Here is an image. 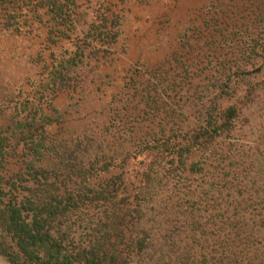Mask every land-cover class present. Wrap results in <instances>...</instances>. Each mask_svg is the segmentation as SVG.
I'll return each mask as SVG.
<instances>
[{"label":"rangeland","instance_id":"obj_1","mask_svg":"<svg viewBox=\"0 0 264 264\" xmlns=\"http://www.w3.org/2000/svg\"><path fill=\"white\" fill-rule=\"evenodd\" d=\"M102 10L120 17L119 42L95 72L85 68L77 86L42 105L57 118L55 142L79 159L114 162L90 181L109 185L107 198L71 219L79 228L103 219L119 239L146 233L133 264H264V0H0V128L68 43L62 32L80 34ZM229 106L227 128L184 169L165 158L166 178L135 212L140 144L205 125L211 109ZM18 168L13 158L8 172Z\"/></svg>","mask_w":264,"mask_h":264},{"label":"trees","instance_id":"obj_2","mask_svg":"<svg viewBox=\"0 0 264 264\" xmlns=\"http://www.w3.org/2000/svg\"><path fill=\"white\" fill-rule=\"evenodd\" d=\"M62 14L59 7L58 15ZM14 17L8 16V27ZM62 34L68 43L52 53L47 74L30 82L31 92L9 107L10 121L0 128V235L4 244L0 254L11 264H133L147 246L146 233L119 239L103 219L81 228L71 219L82 212L87 201L107 198L109 185L97 188L90 181L109 171L114 165L112 157L96 154L79 159L71 147L51 138L57 118L42 109L55 91L77 86L86 75L85 68L97 70L119 42L121 19L102 10L80 34ZM234 113L232 106L211 109L205 125L142 142L139 155L146 165L134 180V211L142 212L137 207L150 201L166 178L165 158L184 169L186 160L216 130L227 128ZM13 158L19 161V168L8 172ZM196 165L189 164L191 168Z\"/></svg>","mask_w":264,"mask_h":264},{"label":"bare ground","instance_id":"obj_3","mask_svg":"<svg viewBox=\"0 0 264 264\" xmlns=\"http://www.w3.org/2000/svg\"><path fill=\"white\" fill-rule=\"evenodd\" d=\"M0 264H4V262L0 259Z\"/></svg>","mask_w":264,"mask_h":264}]
</instances>
